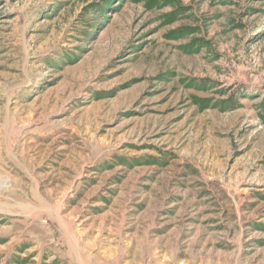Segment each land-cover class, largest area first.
I'll return each mask as SVG.
<instances>
[{
	"label": "rangeland",
	"instance_id": "obj_1",
	"mask_svg": "<svg viewBox=\"0 0 264 264\" xmlns=\"http://www.w3.org/2000/svg\"><path fill=\"white\" fill-rule=\"evenodd\" d=\"M0 264H264V0H0Z\"/></svg>",
	"mask_w": 264,
	"mask_h": 264
}]
</instances>
